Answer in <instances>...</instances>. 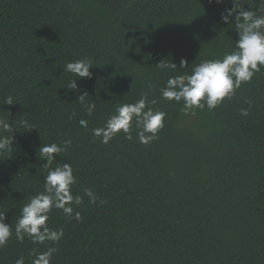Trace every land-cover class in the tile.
<instances>
[{
    "label": "trees",
    "instance_id": "16d2710c",
    "mask_svg": "<svg viewBox=\"0 0 264 264\" xmlns=\"http://www.w3.org/2000/svg\"><path fill=\"white\" fill-rule=\"evenodd\" d=\"M259 2L242 0L253 9ZM231 6V0H0V118L14 121L13 145L0 151V209L13 228L0 264L20 256L31 264L29 250H45L27 236L17 241L14 228L28 198L43 191L48 169L40 145L65 140L68 150L51 167L71 163L73 195L91 188L98 199L73 205L81 222L50 213L49 227L64 230L53 264H264V69L211 111L182 113L159 92L169 76L190 74L232 50L234 25L221 22ZM83 58L92 59V78H77L78 91H70L73 74L63 67ZM182 59L188 66L180 69ZM162 60L178 68L160 70ZM85 91V102L96 104L91 116L77 100ZM142 93L167 113L158 139L144 145L135 132L131 141L120 133L102 144L93 137L91 129L117 105ZM7 95L17 104L4 105Z\"/></svg>",
    "mask_w": 264,
    "mask_h": 264
},
{
    "label": "clouds",
    "instance_id": "9594fccd",
    "mask_svg": "<svg viewBox=\"0 0 264 264\" xmlns=\"http://www.w3.org/2000/svg\"><path fill=\"white\" fill-rule=\"evenodd\" d=\"M213 0H209L212 3ZM215 3H224V0H214ZM231 7H226L221 13V22L234 25L237 39L231 51L225 52L222 58L206 59L192 67L190 74L169 76L164 87L159 89L160 99L176 102L181 105L182 113L195 112V110H214L225 99L231 100L238 89L250 83L253 77L264 69V0H260L255 9L242 0H231ZM93 66L91 58L76 59L66 62L64 72L73 74L66 88L78 91L77 78H92L90 68ZM187 62L180 61V69L186 68ZM160 70H176L175 63L160 61L156 64ZM149 87H152L150 84ZM85 91L80 93L77 100L91 116L96 109L94 102L86 103ZM156 99H149L147 93H142L134 103H122L116 106L113 113L109 114L101 127L91 129L93 137L100 143L108 144L118 134L123 133L125 139L133 140L132 133H136L139 143L149 145L158 139L159 132L165 126L167 113L154 109ZM15 105L13 97L7 95L4 105ZM240 114L247 116L248 111L241 109ZM71 118V117H70ZM13 123L6 118H0V132L11 133L10 136L0 135V151L9 150L13 145ZM26 123V122H22ZM88 121L79 120V125L88 127ZM71 140L63 141V146L53 142L41 144L39 147L40 160L48 169L43 177V191L28 198L20 209V215L15 223V238L23 242L27 236L33 245H44L45 250L38 247L29 250L31 264H53V256L57 251L56 245L64 238L63 228L49 227L50 213L53 209L61 210L66 218L81 222L82 217L77 208L83 204L84 197H88L90 204L97 203V196L91 188H85L83 195H73L72 188L77 183L71 163L57 162L56 167L51 165L57 160L60 153L66 152ZM100 205L107 203L100 200ZM6 212L0 209V249L7 246L13 236L11 223H6ZM15 264H25V259L20 256Z\"/></svg>",
    "mask_w": 264,
    "mask_h": 264
}]
</instances>
